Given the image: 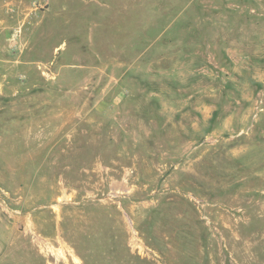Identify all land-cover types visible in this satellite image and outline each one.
Instances as JSON below:
<instances>
[{"label":"rangeland","instance_id":"374dc122","mask_svg":"<svg viewBox=\"0 0 264 264\" xmlns=\"http://www.w3.org/2000/svg\"><path fill=\"white\" fill-rule=\"evenodd\" d=\"M2 217L0 264H264V0H0Z\"/></svg>","mask_w":264,"mask_h":264},{"label":"crops","instance_id":"0c3cea01","mask_svg":"<svg viewBox=\"0 0 264 264\" xmlns=\"http://www.w3.org/2000/svg\"><path fill=\"white\" fill-rule=\"evenodd\" d=\"M0 226L2 227V230H1V232H2V236L0 237V241H2L1 242V244L0 245H2V247L0 246V255L1 256H4V248H5V220H4V218L2 217V219H0Z\"/></svg>","mask_w":264,"mask_h":264}]
</instances>
